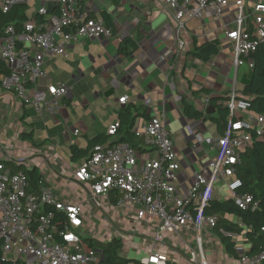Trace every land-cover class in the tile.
Wrapping results in <instances>:
<instances>
[{
	"label": "built area",
	"instance_id": "built-area-1",
	"mask_svg": "<svg viewBox=\"0 0 264 264\" xmlns=\"http://www.w3.org/2000/svg\"><path fill=\"white\" fill-rule=\"evenodd\" d=\"M28 0H0V13L8 14ZM234 6V29L225 33L232 45L233 69L241 59L252 64L249 56L264 40V3L258 2L246 10V0H161V5L175 24L177 44L182 46L181 34L185 22L202 21L205 16L215 19ZM39 21H28L16 31L7 26L0 34V60L8 75H0V89L11 94L38 116H53L63 105L70 88L46 83L43 66L49 56L66 57L67 46L85 38L108 39L110 27L92 17L84 0H56L49 13L44 7L36 11ZM250 24V26H249ZM126 104L127 98L117 100ZM227 126L223 134L212 141L214 158L209 168L198 171L186 196L177 195V154L165 122V113L134 125L133 138L112 143L117 139L118 122L109 126V144L96 145L90 154L75 165V182L88 185V193L105 197L112 209H130L135 218L146 224L158 222L154 241L161 243V233L181 228L195 235V251L190 264H207L202 254V231L217 226V217L205 215L215 191L224 190L223 198L232 200L241 210L251 205L248 195L236 190L241 183L235 177L241 153L254 141H264V115L250 111L247 99L231 94L225 104ZM155 156L150 158V155ZM5 154L0 161V239L1 256L23 264H99L92 248H85L79 234L82 212L77 205L63 202L42 180L32 186L23 171H12ZM21 166V160L15 162ZM222 193V194H221ZM264 232V228L261 229ZM236 243L238 235L220 230ZM180 238V237H179ZM241 264H264V242L254 255L239 253ZM163 255L152 254L135 264H166Z\"/></svg>",
	"mask_w": 264,
	"mask_h": 264
},
{
	"label": "crops",
	"instance_id": "crops-1",
	"mask_svg": "<svg viewBox=\"0 0 264 264\" xmlns=\"http://www.w3.org/2000/svg\"><path fill=\"white\" fill-rule=\"evenodd\" d=\"M258 2L264 3V0H246V10ZM84 5L92 17L104 22L103 15L106 16L111 37L85 38L67 46L66 57L45 59V82L70 88L63 105L53 116L36 115L0 89V161L6 154L11 160L5 163H10L7 167L11 170L18 160L23 162L24 169H35L39 180L63 202L81 208L82 221L85 211L93 210V202L98 208L106 204L113 211L115 221L140 227L141 243L147 248L142 253L137 252L138 256H134L137 260L133 259L135 263L156 254L165 256L167 263H175L178 259L180 264H190L191 253L196 249L191 229L181 228L180 238L174 232L161 233L162 242L154 241L156 233L161 232L158 222L138 221L128 208L112 209L105 197L90 196L88 185L75 182L76 164L71 161L70 149L72 146L85 148L97 135L107 136L109 126L118 122V115L125 107L137 112L134 125L164 111L177 154V195L185 197L195 174L209 168L215 154L212 141L221 134L208 119L185 117L182 101L204 116L214 117L216 108L209 105V98L226 94L240 98L250 79L246 60L241 59L233 69V48L225 38V33L234 29L235 8L231 3L228 11L218 19L205 16L202 21H186L180 46L176 41L174 21L161 0H84ZM22 6L31 20L40 7L51 13L56 0H28ZM206 43L214 44L217 53L204 61L195 56L194 49ZM122 97L127 98L124 105L117 102ZM209 107L214 112L207 115L205 111ZM219 194L215 191L212 200H229ZM214 216L217 222L224 218L243 228L240 233L234 232L238 235L235 250L237 255L239 250L247 254L250 243L246 238L247 229L240 220L226 214ZM215 228L205 227L202 231V254L207 264H241L238 256L232 257L225 251L214 233ZM135 235L133 233L122 241L125 244L135 241ZM120 254L123 257L122 251ZM101 256H96L99 261Z\"/></svg>",
	"mask_w": 264,
	"mask_h": 264
},
{
	"label": "trees",
	"instance_id": "trees-1",
	"mask_svg": "<svg viewBox=\"0 0 264 264\" xmlns=\"http://www.w3.org/2000/svg\"><path fill=\"white\" fill-rule=\"evenodd\" d=\"M42 18L35 16L28 19L25 14L24 6L15 7L10 13H0V34L7 26H13L16 31L21 29L23 23L30 21H39ZM106 27H110V23L106 16L103 15ZM128 42V41H127ZM194 54L201 60H208L217 53V48L212 43H206L194 49ZM252 64L250 69V79L245 85L242 92L243 99H247L250 103V111L257 115H264V40L261 41L255 52L249 56ZM0 75H8V68L0 60ZM239 98V99H240ZM229 100V95L221 97L209 98V105L216 108L214 117L204 116L200 111L196 110L191 104L182 101L183 114L185 117L193 120L208 119L213 122L219 133L222 135L227 126V110L225 104ZM135 110L131 107H125L118 115L117 139L111 140L112 143L127 142L132 140V130L134 127ZM109 137L105 135H97L87 142L85 148L71 147V161L74 164L84 160L96 145L109 144ZM11 166L10 163H5ZM13 171H23L28 177L32 186L37 185L39 177L35 169L26 170L22 166L11 167ZM235 177L240 180V187L236 190L239 195H248L251 198V205L246 210L239 209L232 200L217 201L210 200L209 207L204 210L205 215L226 214L234 216L240 220L243 227L247 229L246 238L250 243L248 255L256 254L264 242V141H254L250 146L245 148L241 153V162L237 166ZM223 229L227 232L240 233L243 228L230 221L219 218L214 233L220 240L225 251L232 257H237L235 243L230 238L223 236L219 230ZM0 239V264H23L22 262H11L4 260L1 256ZM83 244L87 248H93L92 239H83ZM124 247L122 239L113 237L106 243L98 245V252L102 255L100 264H135V260L124 258L121 251ZM166 264H175L168 262Z\"/></svg>",
	"mask_w": 264,
	"mask_h": 264
},
{
	"label": "rangeland",
	"instance_id": "rangeland-1",
	"mask_svg": "<svg viewBox=\"0 0 264 264\" xmlns=\"http://www.w3.org/2000/svg\"><path fill=\"white\" fill-rule=\"evenodd\" d=\"M154 154L156 153H153V156L150 155V158H153L155 156ZM220 192L225 194L222 188H220ZM91 205L93 206V210L90 212L85 211V218H83V225L79 230V234L82 238L92 239V246L96 256H100L97 249L101 243H106L113 237H121L124 240V238L126 239L134 233L136 234L133 237L135 241L124 243L122 255L124 258L137 260L134 256H138L139 253L144 252L147 248L146 244L141 243L143 233L140 227L135 228L134 225L129 226L125 221H115V217H112L114 214L113 211L108 209L106 204L100 205V208L97 207L96 203L91 202ZM239 253H242V250H239ZM175 261V264H180L178 259Z\"/></svg>",
	"mask_w": 264,
	"mask_h": 264
},
{
	"label": "water",
	"instance_id": "water-1",
	"mask_svg": "<svg viewBox=\"0 0 264 264\" xmlns=\"http://www.w3.org/2000/svg\"><path fill=\"white\" fill-rule=\"evenodd\" d=\"M213 112H214V109L211 108V107L207 108V110L205 111V113H206L207 115H210V114H212ZM99 262H101V260H100Z\"/></svg>",
	"mask_w": 264,
	"mask_h": 264
}]
</instances>
